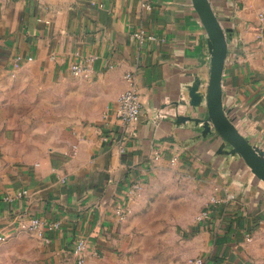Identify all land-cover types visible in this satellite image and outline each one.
<instances>
[{
  "label": "crops",
  "instance_id": "crops-1",
  "mask_svg": "<svg viewBox=\"0 0 264 264\" xmlns=\"http://www.w3.org/2000/svg\"><path fill=\"white\" fill-rule=\"evenodd\" d=\"M210 2L232 28L223 104L264 149V0ZM128 72L141 112L124 124ZM208 73L191 0H0V264H77L80 238L83 264H264V187L214 157L220 139L173 124Z\"/></svg>",
  "mask_w": 264,
  "mask_h": 264
},
{
  "label": "water",
  "instance_id": "water-1",
  "mask_svg": "<svg viewBox=\"0 0 264 264\" xmlns=\"http://www.w3.org/2000/svg\"><path fill=\"white\" fill-rule=\"evenodd\" d=\"M191 3L206 33L209 73L206 79L195 74L185 86L187 98L182 96L173 103L181 109L175 114L173 124L191 125L198 131L195 139H203L208 145L220 139L214 157L223 158L228 165L240 161L246 178L252 177L264 187V149L241 133L223 104V73L232 28L223 25L210 0H191Z\"/></svg>",
  "mask_w": 264,
  "mask_h": 264
},
{
  "label": "built area",
  "instance_id": "built-area-1",
  "mask_svg": "<svg viewBox=\"0 0 264 264\" xmlns=\"http://www.w3.org/2000/svg\"><path fill=\"white\" fill-rule=\"evenodd\" d=\"M42 2L43 0H37ZM264 17V11L259 14ZM135 36L141 40L144 39L145 35L142 31L135 32ZM148 39H153L154 36L147 35ZM72 72L76 76L84 74L88 75L85 67L80 63H75L72 66ZM125 79L128 82V88L119 93L117 97L116 116L124 124H131L139 119L141 112V101L140 94L136 88V82L132 73L128 72L125 74ZM140 190L139 182L132 183L130 187V193L135 194ZM22 191L17 192V195H21ZM207 211L202 212L197 216V219L207 217ZM18 223L27 230L38 229L42 226L43 222L37 216L21 217L18 216ZM56 226V224H50L49 228ZM5 236L0 234V240H4ZM48 241V239H46ZM73 252L76 255V263L83 264L86 256V240L80 238L74 245ZM205 260L202 256L190 257L187 259L186 264H204Z\"/></svg>",
  "mask_w": 264,
  "mask_h": 264
},
{
  "label": "rangeland",
  "instance_id": "rangeland-1",
  "mask_svg": "<svg viewBox=\"0 0 264 264\" xmlns=\"http://www.w3.org/2000/svg\"><path fill=\"white\" fill-rule=\"evenodd\" d=\"M186 188H187L186 190H188V188H189L188 184H186ZM193 196H194L193 194L187 196L186 205H188V206H196L197 207L199 200H198V198L194 199Z\"/></svg>",
  "mask_w": 264,
  "mask_h": 264
}]
</instances>
